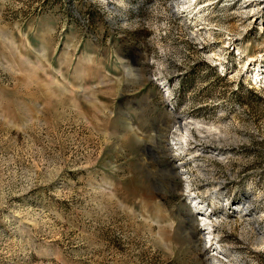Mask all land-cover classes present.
Instances as JSON below:
<instances>
[{"label":"rangeland","instance_id":"obj_1","mask_svg":"<svg viewBox=\"0 0 264 264\" xmlns=\"http://www.w3.org/2000/svg\"><path fill=\"white\" fill-rule=\"evenodd\" d=\"M0 264H264V0H0Z\"/></svg>","mask_w":264,"mask_h":264},{"label":"bare ground","instance_id":"obj_2","mask_svg":"<svg viewBox=\"0 0 264 264\" xmlns=\"http://www.w3.org/2000/svg\"><path fill=\"white\" fill-rule=\"evenodd\" d=\"M196 0H186V3H193L195 2ZM172 140V144L174 146V148L177 150V151H182L184 149L183 145H182V142L180 140H176V141H173L174 139H171ZM189 181L187 180L186 181V188L188 190V187H189ZM188 193V192H187ZM189 195H191L189 193ZM192 202L194 203V207L196 209H198V211L200 210L201 212H197L198 215H200V220H201V223H202V226L204 227V229L206 230V236H207V240L209 243H211L212 241V224L208 218V216L206 215V210L204 209V206L202 204L201 201H198L196 200V197L195 196H192L191 198ZM196 212V211H195ZM216 259V258H215Z\"/></svg>","mask_w":264,"mask_h":264}]
</instances>
